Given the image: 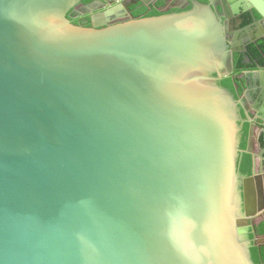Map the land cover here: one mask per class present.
Instances as JSON below:
<instances>
[{"label":"water","instance_id":"obj_1","mask_svg":"<svg viewBox=\"0 0 264 264\" xmlns=\"http://www.w3.org/2000/svg\"><path fill=\"white\" fill-rule=\"evenodd\" d=\"M82 1L0 0V264H256L238 145L242 122L264 143V67L222 81L264 54V0L241 33L216 4L111 24Z\"/></svg>","mask_w":264,"mask_h":264},{"label":"flooded vegetation","instance_id":"obj_2","mask_svg":"<svg viewBox=\"0 0 264 264\" xmlns=\"http://www.w3.org/2000/svg\"><path fill=\"white\" fill-rule=\"evenodd\" d=\"M103 1H104V4L101 7H96L97 10L94 11L93 14H100V13H104L111 9H116L121 16H124L123 18L116 20L112 22L111 24L123 23V22L130 20L131 18L144 19V18H149V17L169 15L173 13L175 14L185 13L194 7V2H198L201 4H209L211 7L214 4H216L219 9L218 12L222 16L223 24H227V26L231 28L232 33L244 32L247 30V28H249L255 23L254 22L255 20L250 19V16L248 14L243 13V11H241V13L240 11L235 12L236 9L238 10L239 5H242V4L245 5L243 0H145L147 3V6H143V7H141L140 0H106V1L103 0ZM91 2L85 3L84 0L82 1V3L85 5ZM220 4L223 5V9H225V11L219 8ZM68 16L70 18V21L73 24H75L74 22L76 21L75 25L84 26V27L91 26V22H90L91 15L77 16L75 13H69ZM234 35L231 36V39L234 38ZM248 39H250L249 36L245 38V40H248ZM261 47L264 50V44L261 43ZM250 48L252 47H248L249 51H250ZM246 56H249L251 58L252 63L257 62L260 64V60H264L263 53H260L259 58L253 57L251 52L250 54L247 53V55H235L234 54L231 67L229 69L231 76L229 78L224 79L222 83H224V81L227 79H230L232 84L234 83L233 79H235V81L238 83L239 79L244 77L246 71L253 70L254 65L251 66V64H247ZM238 60H240V64H241L239 67L237 66ZM261 97H262L261 90H258L257 95L253 96L254 102L258 101L261 104ZM246 110L252 114L254 113L251 104H249L248 102H246V108L244 109V115H245ZM244 119H247V118L245 117ZM243 123L244 122L241 123L243 127H244V124H248V122L244 124ZM248 134H249V129H248ZM238 147L240 151L248 152V154H245L243 158L246 156L250 158V162H251L250 172H249L250 175L252 173V168H253L252 160L255 161L254 169H255V174L257 176V180L255 184L257 185V187L254 184V189H255L254 190V204H255L254 210L256 211V213H260V214L254 220V225L256 229L257 244L261 246V249L259 251L257 248H253L252 255H254L253 250L257 249L258 251L257 254L259 256V259L260 260L262 259V262L264 264V160L259 162V159H264V143L258 142V138H257L256 142H253V141L248 142L246 144V148L243 150L241 149V141L239 140ZM249 174L244 175V176H249ZM252 237L253 236H251V238Z\"/></svg>","mask_w":264,"mask_h":264},{"label":"trees","instance_id":"obj_3","mask_svg":"<svg viewBox=\"0 0 264 264\" xmlns=\"http://www.w3.org/2000/svg\"><path fill=\"white\" fill-rule=\"evenodd\" d=\"M92 0H84L85 3L91 2ZM76 24V21L74 22ZM250 52L253 55V57L259 58L260 57V53L254 48H250ZM240 64V60L237 61V66L239 67ZM260 65L264 66V60H260ZM239 71V69H238ZM224 87L228 90H230L233 94H234V88H233V84L231 83L230 79H227L224 81L223 83ZM240 114L242 116V119H244V111L242 109H240ZM248 129H249V125L248 124H244V127L242 128V131L239 134V139L241 141V149H245L246 148V144L247 142V136H248ZM250 166H251V162H250V158L248 156L243 158L242 164L240 166V171L242 173V175H248L250 172ZM254 255H252L254 262L257 264L260 262L259 256L257 254V249L253 250Z\"/></svg>","mask_w":264,"mask_h":264},{"label":"crops","instance_id":"obj_4","mask_svg":"<svg viewBox=\"0 0 264 264\" xmlns=\"http://www.w3.org/2000/svg\"><path fill=\"white\" fill-rule=\"evenodd\" d=\"M254 131H255V137H256V141H257V138H258V136L260 134V129L256 128V129H254ZM262 160H264V159H259V162L262 161Z\"/></svg>","mask_w":264,"mask_h":264}]
</instances>
